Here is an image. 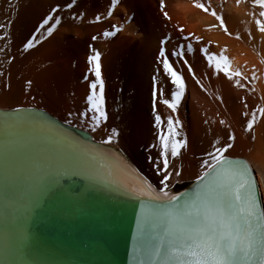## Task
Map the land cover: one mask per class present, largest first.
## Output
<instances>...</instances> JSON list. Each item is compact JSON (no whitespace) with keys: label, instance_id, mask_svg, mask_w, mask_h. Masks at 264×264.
<instances>
[{"label":"bare ground","instance_id":"obj_1","mask_svg":"<svg viewBox=\"0 0 264 264\" xmlns=\"http://www.w3.org/2000/svg\"><path fill=\"white\" fill-rule=\"evenodd\" d=\"M196 2L210 5V11L214 9L222 15L231 35L218 26L219 22L210 12L195 8ZM55 3L57 0H0V23L9 19L14 21L4 30L10 36L8 41H0V47L7 44L9 55L16 57L15 62L9 64L6 56L0 53V114L16 108L25 112H44L51 122L59 124L72 137L82 142L88 139L75 132V128L96 142L100 141L101 134L90 133L74 117L71 126L63 123L69 118V112L84 108L87 83L90 82H86L84 76L88 74L90 80L94 78L87 64V57L92 54L89 45H92L101 52L109 114L106 127H117L120 132L113 143L131 159L129 161L136 165V170L159 186L160 177L149 159L156 158L158 151L151 147L157 143L151 105L152 77H158L159 88L174 90L170 81L160 75L161 66L156 63V55L161 39L170 38L166 45L168 51L178 43H184L179 40L181 33L178 32L183 28V35L192 34L188 42L193 43L194 51L188 53L187 59L195 76L189 74L185 65L176 62L177 70L185 79V96L176 113L158 105L162 117L173 115L182 122L181 136L188 141L187 148L171 161L174 169L182 171V175L179 178L173 176L172 181L195 178L200 172L201 160L211 150L210 143L216 139L223 141L226 131L230 130L235 133L236 141L229 155L244 157L251 164L264 199V118L258 114L253 132L248 133L243 130L244 117L241 116L245 101L249 110L264 106V34L255 24L259 7H254L251 0H240L239 4L237 0H165L164 10L170 17L165 19L159 0H121L112 17L89 23L96 14L106 17L110 0H78L77 11L86 12L83 21L72 20L68 12L61 13L62 24L53 36L31 52L21 54L18 49L22 40ZM127 17L133 19L126 22ZM111 24L121 26L122 31L115 37L106 38L102 33ZM214 24L217 26L213 27ZM237 34L240 39L236 38ZM94 35L98 37L95 41L92 40ZM195 36H200L202 43H197ZM201 47L227 55L230 67L249 77L241 80L244 87H238L235 79L229 81L211 68L199 51ZM28 80L32 81L31 85L26 83ZM220 120L225 124L220 125ZM102 147L107 152L114 151L109 146ZM33 148L27 129L23 126L9 129L0 123V184L6 180L9 183L7 197L3 196L6 188L0 190V264L38 262L28 253L27 228L49 185L45 183L35 190V186L28 187L19 182L27 179L36 184L41 179V173L27 160ZM70 175L95 187L139 198L126 194L127 189L122 183L126 181L138 186L141 176H137V172L121 177L104 168L91 173L89 178L72 170L61 171L52 185L61 186L60 181ZM29 189L33 190L30 192Z\"/></svg>","mask_w":264,"mask_h":264},{"label":"snow or ice","instance_id":"obj_2","mask_svg":"<svg viewBox=\"0 0 264 264\" xmlns=\"http://www.w3.org/2000/svg\"><path fill=\"white\" fill-rule=\"evenodd\" d=\"M121 0H110L106 17L96 14L89 23H99L102 19L113 16ZM240 3V0H237ZM254 7H259V18L255 24L260 33L264 34V0H251ZM160 10L165 19H170L165 11V0H159ZM195 8L209 13L218 21V26L228 32L224 17L210 5L196 2ZM78 0H57L49 6L46 13L21 42L18 51L29 53L43 41L53 36L61 26L63 16L68 12L72 20L83 21L86 12L77 11ZM256 16V13H252ZM133 17H127L130 22ZM14 23L9 19L0 23V41H8L10 33L6 28ZM216 27L217 25H212ZM121 26L111 24L102 35L106 38L115 37ZM171 51L166 45L170 38L159 40L156 63L160 67V75L164 76L174 86L167 91L158 87V77H152L151 105L154 118V139L157 143L151 145L157 149L156 158L149 157L152 166L160 177L159 186L154 187L147 179L139 177V185L122 181L126 194L139 197L140 211L136 214V232L134 252L140 257L138 264H264V207L258 197V184L254 170L250 164L239 157L229 155L234 148L236 135L228 130L223 141L216 139L210 143L206 158L200 162V172L196 177L197 185L192 192L171 191L172 177L179 178L182 171L174 169L173 158L181 155L187 148L188 141L181 136L182 122L168 115L162 117L158 105L166 106L176 113L182 98L185 96V79L177 70L176 62L187 67L189 74L195 76L192 65L187 59L188 53L194 51L193 43L188 42L192 34L183 35ZM237 39H240L237 34ZM92 36V40H97ZM197 43H202L200 36L194 37ZM10 43V42H9ZM92 54L87 57L89 72L94 76L90 80L85 74L87 94L83 110L69 112L64 124L72 125V118L80 121L90 133H99L102 139L96 142L80 141L72 137L60 125L51 122L44 112H25L16 108L12 112L0 114V123L6 128L14 129L23 126L33 140V152L27 157L28 163L41 173V179L50 185L57 182V177L63 172L72 170L77 174L90 178V174L104 168H109L121 177L130 175V166L123 160L122 153L103 150L102 146L112 147L120 132L117 127L107 128L109 114L106 109L105 80L101 71V52L89 45ZM204 54L207 64L217 73L223 74L229 81L235 79L236 85L244 87L241 80H248L239 69H232L229 57L223 52L213 53L208 48L199 49ZM8 63L15 62V55H9V47H0ZM175 58V60L173 59ZM252 78H255L253 72ZM28 85L31 80L26 81ZM196 83L200 81L197 79ZM241 112L244 117L243 130L252 133L257 122V115L264 118V106H256L249 110L245 101ZM207 123V121H205ZM220 125L225 121L220 120ZM255 139V136H252ZM131 172L136 169L131 168ZM137 176L139 174L137 173ZM147 199V203H145Z\"/></svg>","mask_w":264,"mask_h":264},{"label":"water","instance_id":"obj_3","mask_svg":"<svg viewBox=\"0 0 264 264\" xmlns=\"http://www.w3.org/2000/svg\"><path fill=\"white\" fill-rule=\"evenodd\" d=\"M73 129L90 139L88 134ZM234 157L246 160L241 156ZM254 175L258 184V197L264 207L255 170ZM196 177L191 180H173L171 191H194ZM20 180L22 185L35 186V190L46 183L42 179L36 180V184L31 183L32 180ZM60 182L61 186L47 187L27 228L28 253L38 260L37 264H138L140 257L134 252V235L140 198L104 190L97 185L95 187L74 175L64 177ZM8 184L7 180L0 184L1 191L6 188L3 193L5 197L8 196ZM17 188L20 190V187ZM32 190L29 189L30 192Z\"/></svg>","mask_w":264,"mask_h":264},{"label":"rangeland","instance_id":"obj_4","mask_svg":"<svg viewBox=\"0 0 264 264\" xmlns=\"http://www.w3.org/2000/svg\"><path fill=\"white\" fill-rule=\"evenodd\" d=\"M130 159V158H129ZM131 160V159H130ZM133 163V162H132ZM135 165V164H134ZM136 166V165H135ZM260 180H261V178H259ZM261 182H262V180H261ZM263 189H264V186H263V182H262V191H263Z\"/></svg>","mask_w":264,"mask_h":264},{"label":"clouds","instance_id":"obj_5","mask_svg":"<svg viewBox=\"0 0 264 264\" xmlns=\"http://www.w3.org/2000/svg\"><path fill=\"white\" fill-rule=\"evenodd\" d=\"M145 176V175H144ZM146 177V176H145ZM147 178V177H146ZM148 179V178H147ZM149 180V179H148Z\"/></svg>","mask_w":264,"mask_h":264}]
</instances>
